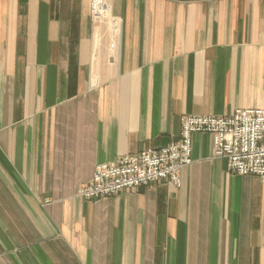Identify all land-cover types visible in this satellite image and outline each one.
<instances>
[{
	"label": "crops",
	"instance_id": "crops-1",
	"mask_svg": "<svg viewBox=\"0 0 264 264\" xmlns=\"http://www.w3.org/2000/svg\"><path fill=\"white\" fill-rule=\"evenodd\" d=\"M104 1L0 0V264H264V182L210 133L179 188L76 195L183 114L264 108V0Z\"/></svg>",
	"mask_w": 264,
	"mask_h": 264
},
{
	"label": "built area",
	"instance_id": "built-area-1",
	"mask_svg": "<svg viewBox=\"0 0 264 264\" xmlns=\"http://www.w3.org/2000/svg\"><path fill=\"white\" fill-rule=\"evenodd\" d=\"M103 1H90L93 16H103ZM197 132L212 135L213 157L224 158L229 171L264 182V108H237L228 115H188L182 120L179 138L166 147H148L97 164L77 196L112 195L158 180L179 187L181 172L192 162L191 135Z\"/></svg>",
	"mask_w": 264,
	"mask_h": 264
},
{
	"label": "rangeland",
	"instance_id": "rangeland-1",
	"mask_svg": "<svg viewBox=\"0 0 264 264\" xmlns=\"http://www.w3.org/2000/svg\"><path fill=\"white\" fill-rule=\"evenodd\" d=\"M91 1V0H90ZM104 2V4H105V1H103ZM89 12H90V18H91V20L92 21H96V20H98V22L99 21H102V20H104V18H103V16L102 17H98V16H93L94 14H93V12H92V10H91V3L89 4ZM188 115H192V114H183V115H181L180 116V118H179V124H180V130H179V135H180V131H181V123H182V120L184 119V117H186V116H188ZM203 115V114H202ZM204 115H206V114H204ZM197 133H201V132H197ZM203 133V132H202ZM194 134V133H193ZM179 135H178V137H177V139L179 138ZM192 136V135H191ZM177 139H175V140H171L169 143H171L172 141H176ZM168 143V144H169ZM168 144H166L165 146H163V147H166ZM148 147H152V146H145V147H143L142 149H140V150H138L137 152H135V153H138V152H140L141 150H143V149H146V148H148ZM155 148H159V147H155ZM130 154H134V153H130ZM126 155V154H125ZM120 157V156H119ZM226 165H227V162H226ZM187 167V166H186ZM227 170H228V167H227ZM229 171V170H228ZM230 173H234V172H232V171H229ZM234 174H237V173H234ZM239 175V174H238ZM257 177V176H256ZM258 178V177H257ZM259 179V178H258ZM181 180H182V172H181ZM260 180V179H259ZM160 181H164V182H167V183H170L169 181H167V180H158V181H153V182H150L149 184H151V183H155V182H160ZM89 182H87L86 184H88ZM170 184H172V183H170ZM85 185V184H84ZM173 186H175L174 184H172ZM181 185H182V183H181ZM181 185L179 186V187H181ZM83 185H81V186H79V188L80 187H82ZM141 186H144V185H141ZM138 187H140V186H137V187H135V188H132V189H126V190H135L136 188H138ZM175 187H177V186H175ZM178 187V188H179ZM78 188V189H79ZM77 189V190H78ZM122 191H125V190H122ZM122 191H119V192H117V193H114V194H112V195H116V194H118V193H120V192H122ZM76 195H77V192H76ZM106 196H111V195H106ZM101 197H105V196H99V197H94V198H84V197H82V198H84V199H87V200H94V199H98V198H101ZM46 202H47V200H46Z\"/></svg>",
	"mask_w": 264,
	"mask_h": 264
}]
</instances>
